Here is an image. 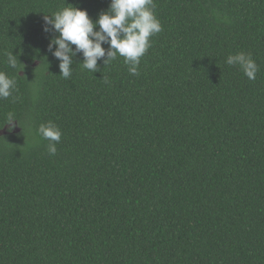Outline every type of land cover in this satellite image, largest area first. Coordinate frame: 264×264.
I'll use <instances>...</instances> for the list:
<instances>
[{"label":"trees","instance_id":"16d2710c","mask_svg":"<svg viewBox=\"0 0 264 264\" xmlns=\"http://www.w3.org/2000/svg\"><path fill=\"white\" fill-rule=\"evenodd\" d=\"M154 3L139 75L119 55L93 73L80 53L65 79L45 15L95 21L111 0H0L17 85L0 99V264H264V0ZM238 52L254 80L225 63Z\"/></svg>","mask_w":264,"mask_h":264},{"label":"clouds","instance_id":"9594fccd","mask_svg":"<svg viewBox=\"0 0 264 264\" xmlns=\"http://www.w3.org/2000/svg\"><path fill=\"white\" fill-rule=\"evenodd\" d=\"M154 8V0H111L110 8L100 13L95 21L89 17L86 10L72 5L45 15L44 30L58 33L51 39L49 51L60 61L61 76L65 79L71 77L73 58L80 53L84 57L80 64L93 73L99 69L98 60L106 57L104 64L107 65L119 55L124 58L129 73L139 75L141 58L151 47L150 38L162 31V24ZM97 28L99 30H96ZM105 44L109 45L107 50L103 46ZM7 63L9 67L17 68L20 62L18 57L10 52L7 54ZM225 63L229 66H239L250 80H254L259 71V66L250 53L230 54ZM103 79L105 83L108 82L106 78ZM16 90V80L0 71V99H8ZM14 121H17L14 113L9 112L5 124L11 125L9 131L15 127ZM37 133L49 141L48 153L55 155L56 145L63 135L61 128L48 121L39 126Z\"/></svg>","mask_w":264,"mask_h":264},{"label":"water","instance_id":"95a60500","mask_svg":"<svg viewBox=\"0 0 264 264\" xmlns=\"http://www.w3.org/2000/svg\"><path fill=\"white\" fill-rule=\"evenodd\" d=\"M16 128H18V126L16 125ZM3 132L5 133L6 132V128L3 130Z\"/></svg>","mask_w":264,"mask_h":264}]
</instances>
